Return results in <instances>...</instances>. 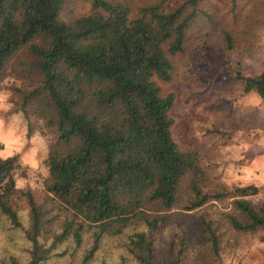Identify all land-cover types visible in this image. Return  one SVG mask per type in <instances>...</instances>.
<instances>
[{"label":"trees","instance_id":"obj_1","mask_svg":"<svg viewBox=\"0 0 264 264\" xmlns=\"http://www.w3.org/2000/svg\"><path fill=\"white\" fill-rule=\"evenodd\" d=\"M164 2L134 11L128 0H90L74 16L71 0H0V79L22 82L28 137L50 136L49 203L26 193L28 228L15 205L19 157L0 158V212L26 239L23 259L0 254V264H93L107 239H119L121 254L102 264L222 262L246 237L264 243V197L253 201L261 189L212 178L200 153L174 139L175 96L161 83L172 80L200 0ZM234 40L223 31L225 50ZM235 78L264 99V69ZM54 204L67 216L52 233Z\"/></svg>","mask_w":264,"mask_h":264},{"label":"rangeland","instance_id":"obj_2","mask_svg":"<svg viewBox=\"0 0 264 264\" xmlns=\"http://www.w3.org/2000/svg\"><path fill=\"white\" fill-rule=\"evenodd\" d=\"M90 0H71L74 16L90 11ZM119 1V0H118ZM139 8L159 0H128ZM188 0H165L166 9L184 5ZM200 16L186 34L183 51L171 57L173 76L161 83L164 94H173L175 104L171 115L175 120L173 136L179 146L200 153L210 176L231 188L256 185L261 189L253 201L264 197V99L244 94L243 83L235 72L244 76L260 74L264 69V0H200ZM235 38V49L223 48V31ZM22 85L15 76L0 79V152L19 157L15 173L20 192L16 209L25 228L30 225V207L26 193L35 201L47 204L45 181L48 168L50 136L42 131L29 138L24 114L20 111L19 95ZM35 162L37 167L33 168ZM23 181L22 186L18 182ZM51 203V202H50ZM51 212L52 233L66 221L67 213L59 204ZM55 224V226H54ZM0 212V254L26 255L25 236ZM162 240L164 233L161 234ZM260 234L241 240L234 250H226L222 262L212 260L200 264H264V243ZM93 264H102L119 257V239H107ZM3 258V257H2ZM57 259L55 263L63 264ZM68 262V261H66ZM158 264H176L174 261Z\"/></svg>","mask_w":264,"mask_h":264},{"label":"clouds","instance_id":"obj_3","mask_svg":"<svg viewBox=\"0 0 264 264\" xmlns=\"http://www.w3.org/2000/svg\"><path fill=\"white\" fill-rule=\"evenodd\" d=\"M4 97L2 95H0V106H2V101H3ZM3 124V121H0V126H2ZM2 142V141H0ZM12 155V153L9 151V152H0V158H8V156ZM32 167L35 168L37 167V164L35 162H33L32 164ZM23 181H19L18 182V186H22L23 185Z\"/></svg>","mask_w":264,"mask_h":264}]
</instances>
